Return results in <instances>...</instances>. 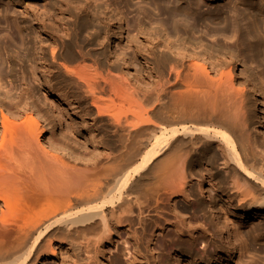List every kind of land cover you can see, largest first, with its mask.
<instances>
[{
	"label": "bare ground",
	"instance_id": "6f19581e",
	"mask_svg": "<svg viewBox=\"0 0 264 264\" xmlns=\"http://www.w3.org/2000/svg\"><path fill=\"white\" fill-rule=\"evenodd\" d=\"M106 1L102 6L89 0H0V32L12 45L20 39L23 46L13 53L9 41L2 43L13 86L0 90V264H95L97 255L100 264H117L119 247L124 264L161 259L164 264H232L248 248L264 259V141L260 147L242 132L231 134L226 121L233 124L232 117L214 109H202L196 117L225 130L185 117L180 127L162 132L155 118V101L172 76L184 77L199 96L239 95L229 67L236 61L220 55L231 50L207 36L249 43L248 60L264 70V5L256 0H120L136 18L135 35L123 42L125 21ZM238 71L251 80L245 81L251 119L263 135L264 79ZM213 75L225 87H214ZM47 98L63 107L69 132L61 129ZM117 101L135 110L112 120L111 138L99 132L105 140L95 132L92 114L106 116L107 103ZM56 128L65 139L56 136ZM81 140L91 145L82 157L72 148ZM156 178L172 197L174 220L164 219L143 246V235L130 225L139 218L141 231L145 224L155 226L145 222L137 195ZM186 210L201 224L182 223ZM165 212L157 209L156 215L164 218ZM170 231L189 232L190 241L164 245L161 256L157 238ZM88 236L96 237L94 254L88 251ZM207 236L215 241L204 243Z\"/></svg>",
	"mask_w": 264,
	"mask_h": 264
},
{
	"label": "rangeland",
	"instance_id": "374dc122",
	"mask_svg": "<svg viewBox=\"0 0 264 264\" xmlns=\"http://www.w3.org/2000/svg\"><path fill=\"white\" fill-rule=\"evenodd\" d=\"M89 1L93 5L102 4V6H103L104 3H105L104 1H106V0H89ZM134 1L136 2L137 0H134ZM107 2L109 4L112 2L111 5L114 4L112 6L113 8H115L114 6H116L115 9L118 10L117 12L119 13V15L121 17H123V20L125 21V25L126 26H125V30H124L125 32H123L122 41L126 42L127 39H128V35L134 36L135 33H136L135 32L136 21H134L135 14L133 15V14L127 12V10L124 9L123 6L121 5L120 0H118V1L116 0L117 3L115 2V0H107L106 3ZM256 2L260 6H261V4L264 5V1H262L263 2L262 3L260 0H256ZM29 4L32 5L31 3H29ZM39 5H41V3ZM39 5H38V8H41V6H39ZM10 7L12 8V10H14L13 9L14 7H13L12 4H10ZM20 12L17 9V13H20ZM10 19H12V18L10 17ZM5 33L6 32H4V31L0 32V90L2 92L10 90V88H12V86H13L12 81H11L12 80V76H10V71H9L10 70L9 69V64H8V62H6L7 60H5V58L7 57V54H6V51L4 50L3 45H2L3 42H7V43L10 42L9 41L10 39H8L6 37ZM131 34H133V35H131ZM221 36L218 35V36L213 37V38L210 36L211 38H209V39H208L209 36H207L206 38L205 37L204 38L208 42H210L212 44L220 45V47H223V48L226 47L227 49L231 50L229 54H228V51H225L224 53L223 52L220 53V55H222V58H223V55H225V56L226 55H231V57L233 56L232 60L236 61V65L238 67H240V68H243L247 72L248 75L252 72L254 76L255 75L256 76L262 75V77L264 79V74L262 73L264 70L260 66V64L257 61H253V62L251 61L250 62V60H248L249 58H248L247 54H248V49L250 48V44L249 43H245V44H239L238 43L237 44L234 39H231L230 37H224V36L221 37ZM20 41L21 40L19 39V41L16 42V43H13V45L11 44V42L8 44L9 46L11 45V47H12L11 49L14 51L13 53H15V52L19 53L22 50L23 46L21 45ZM14 44L15 45L17 44V46H15ZM19 44H20V46H19ZM225 53H227V54H225ZM234 56H237V58L234 57ZM223 59H225L224 61H226L227 60V56L224 57ZM237 66L235 67L232 64L229 65V67L233 71L235 80L238 81V83L241 82L240 84H238L237 82H234L235 89L236 88H237V90L241 89V91L239 90V95L240 96L237 95L235 97L234 96H229L227 98H224V94L225 93H219L218 95H215L217 97H215L214 95H208V96H201L200 95L199 96V95L196 94V90L192 89L193 91H191L188 88V86H186L185 82L189 83V81L188 80L185 81L184 77L183 78L180 77L181 79H178L176 81L175 77L172 76L170 78V82L171 83H169V85L167 84V87L165 86L164 91H162V94L158 93L159 94L158 96L160 97L159 101H155L154 100L156 102L155 104L157 106V110H156L157 113H155V118H156V122L159 125L160 131L163 132V131H166L168 129H171L172 127H180L182 124H180L179 122L181 120H186L185 117H189L190 119L191 118L193 119V117H195L196 120H197L198 117L201 116L200 114L202 113V109L203 110H205V109L206 110L214 109L217 113H219V112H221V113L228 112V115L231 116L232 119L234 120V121L232 120L233 124H230L229 121L228 122L226 121V123L231 127V129H229V131L227 130L228 128H226V130L228 132H231V134L233 132L234 133L236 132L237 134H240L242 132L246 136H248L250 140H252L254 142L257 141L258 145L262 144L260 142L264 141L263 140L264 139V134L261 135L257 131L256 124L251 119V115H252V113L254 111V108H253V106H251V104L248 101L250 90H251L250 89V84L245 82V81H247V78L245 79L243 76L239 77V71H238V67ZM229 67H228V69H229ZM222 69L223 70H228L227 68H222ZM213 77L215 79V82H214V85H213L214 87H217V86L225 87L224 81L220 79L219 75H213ZM174 79H175V81H174ZM182 79H183L184 82L182 81ZM239 79H240V81H239ZM178 81H180V82H178ZM188 83H187V85H188ZM249 83H251V80L249 81ZM47 100L53 106V108L56 110V112L59 114V116L61 118V129L64 132H69L68 131L69 125H68V121H67V119H66V117L64 115L63 107L61 105L57 104L56 102H54V100H52V99L49 100L47 98ZM108 107H109V109H108ZM107 109L109 110V112H107L108 111ZM134 110L135 109H133V111H132V109L128 108L127 104H125V103H121V102H118V101H117V104H116V102H108L107 103L106 112H107V114L108 113L111 114L110 116L112 117V119L107 114H106L107 119H106L105 115L101 116V117H96L97 114H92L95 122L97 121L96 125H95V122H92V124L95 125L94 128H95V132L98 134V137L101 136L102 138H104V136H102V135L105 134L106 139H109L112 136H114V132H113L114 124H113L112 120H114L115 118L124 119L125 116H129V115L131 116L132 112H134ZM198 110H200L201 112L198 111ZM136 112H138L139 114H140V112H141V114L143 113L142 110H140V109L139 110L136 109ZM93 113H95V111ZM129 113H131V114H129ZM195 113H199V114L197 115ZM112 115L115 116V117L113 118ZM196 116H198V117H196ZM100 118H101L102 121L100 120ZM195 118L193 120H195ZM190 119H188V120H190ZM99 120H100V122H99ZM109 120H110V122L112 124L109 122ZM167 120L169 122H171L172 124L168 123ZM200 120L201 121H199V119H198L197 121L204 123L203 125L205 127H207V126L211 127L212 126V127L221 128V129L225 130L224 126H221V125H219L216 122L202 121V120H205L203 118H201ZM162 121L163 122L165 121V122L163 123ZM173 121H177L179 124L177 122H175V124H174ZM197 121H195L196 123L194 122V125H196V126H198L200 124V123H197ZM166 123H168V124H166ZM202 123H201V125H202ZM187 124H190V123H187ZM103 125H105L104 126L105 128L103 127ZM201 125H199V126H201ZM98 126H100V128ZM106 127L108 128V130H107ZM101 128H103V129H101ZM102 131H103V134L101 135L99 132L102 133ZM54 132H55L57 137H60V138H64L65 137L64 134L60 133L57 128L54 129ZM110 132L113 133V134H111ZM106 134H109L110 136L109 135L107 136ZM104 139H101V140H104ZM80 142L78 141L79 144L77 143L76 145H73L75 147H72V148H73V150H75L76 154H79V156L82 157V154H84V152H85L84 149H87L88 147H91V145H89L85 141L83 143V140H81ZM80 144H81V146L85 145L86 148L84 146H83L84 148L80 147L79 146ZM81 148H83V149H81ZM161 186H160L159 180L156 178L152 182L151 181L147 182L146 186L145 185L143 186V188L145 187V189H142V187H141L142 191H141V189L139 190L141 193H144L145 195L144 194L141 195V193L138 191L137 198L138 197H139V199L142 198L140 200H141L142 204L143 203L144 204L143 205L141 204L142 205L141 207L143 208V213H144L145 217L147 216L146 217L147 219L144 217V219L146 220L145 222L147 224L148 223H150V224L152 223V224L155 225L153 227H150V226H147L144 223L145 224L144 231H141L139 229V220H138L139 218L136 219L130 225V226H132V227H130V230H137V233L139 235H141V234L143 235V237H144L143 238V246H145V242L147 241V239L150 238V235L157 229L156 228L157 226L160 227V225H163L165 223V220H167V221L174 220V217H172V215L169 213V211H170V203H171V205L173 203V200H171L172 197L169 196L166 191L162 190L163 187H161ZM160 191H162V192H160ZM135 194H136V192L134 193V195ZM139 194L141 195V197L139 196ZM143 196H145L146 199H144ZM198 198H199V196H198ZM143 199L146 200V201L145 202L142 201ZM167 199H169V200H167ZM179 199H181V198H179ZM146 202H148V203H146ZM144 205L147 208V210H146V208H144ZM147 205L148 206L150 205V207H147ZM182 205L186 206L184 203L180 202V206H182ZM157 209H158V211H161V210L166 211L164 213V215H162L164 218H162L159 215H156V210ZM144 210H146L145 212L147 214L144 212ZM107 211H108L107 213L110 212V210H107ZM134 212L138 213V208H136V210L134 208ZM179 219H180V221L182 223H184V224L187 223V225H197L198 223L203 221L201 218L194 216V214L192 213V210L183 211L182 212V216H180ZM111 227L113 228L114 225H112ZM126 228L127 227H123V228H121V230H125ZM115 232H116V229L113 228V232L111 233L110 237L114 238L117 235ZM201 233L202 232L199 231L198 235H201ZM184 234H185V236H178L174 231H170L165 236H159L157 238L158 241L156 242V248L158 249V251H160L159 254H161V256H162L167 251V249H163L164 245L171 244L174 240H177L179 243L180 242H182V243L183 242H189L190 239L187 236L189 234V232H184ZM85 239H87V240H85V242H88V240H89V249L88 248H86V249H88V251L91 250V253L94 254L93 251H94V248H95L96 237L95 236L94 237H92V236L89 237L88 236ZM144 239H145V241H144ZM212 241H215V240H213L212 237H210V236L204 237V243L209 244ZM90 242H92V243L94 242L93 246H91L92 243H90ZM249 242L253 243V241H249ZM106 245H107V242L104 239L102 241V244L99 245V251L104 252L103 249H105ZM143 246L141 247L142 252L144 254H146L147 256H149V253L147 252V249L144 250ZM92 247H93V249H92ZM196 248L199 249V245H197ZM177 252L179 253V251H177ZM121 253H123L122 252V248L119 247L118 252L114 254V256L119 259L117 261V264H124V262L121 259L122 258V254ZM161 256H160V258H161ZM98 258H99V255H97V258H96L97 260H95L96 263H97V261L99 262V260H100V258L99 259ZM167 258H168V261H169L170 258L169 257H167ZM58 259H59V257H58ZM172 262H174L173 259H172ZM99 264H100V262H99ZM159 264H164V263H162V259H161V261H159ZM232 264H264V259L259 258L256 253H254L251 249L248 248L246 250H243L242 253H238V255L235 258L234 263H232Z\"/></svg>",
	"mask_w": 264,
	"mask_h": 264
}]
</instances>
